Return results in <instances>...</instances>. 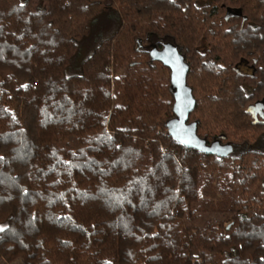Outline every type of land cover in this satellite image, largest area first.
Returning <instances> with one entry per match:
<instances>
[{
	"label": "trees",
	"instance_id": "1",
	"mask_svg": "<svg viewBox=\"0 0 264 264\" xmlns=\"http://www.w3.org/2000/svg\"><path fill=\"white\" fill-rule=\"evenodd\" d=\"M102 14L115 30L76 57ZM165 45L188 66L187 123L229 155L168 135ZM261 104L264 0H0V260L264 264Z\"/></svg>",
	"mask_w": 264,
	"mask_h": 264
},
{
	"label": "water",
	"instance_id": "2",
	"mask_svg": "<svg viewBox=\"0 0 264 264\" xmlns=\"http://www.w3.org/2000/svg\"><path fill=\"white\" fill-rule=\"evenodd\" d=\"M151 56L169 69L170 81L174 88L172 106L174 118L166 124L168 135L184 148L194 149L206 155H229L232 151L230 146L218 143L205 145L196 135L195 124L187 123L189 114L194 109L195 100L191 90L186 86L188 66L182 55L172 45H165L161 50L153 51Z\"/></svg>",
	"mask_w": 264,
	"mask_h": 264
},
{
	"label": "rangeland",
	"instance_id": "3",
	"mask_svg": "<svg viewBox=\"0 0 264 264\" xmlns=\"http://www.w3.org/2000/svg\"><path fill=\"white\" fill-rule=\"evenodd\" d=\"M114 16H115L114 14H112L111 16L102 14L96 17V19L90 26L91 33L87 37L88 39L86 38L85 40H83V42H81L78 50L76 51V57L80 56L82 59L88 57L92 52L93 48L98 44V42L106 38L109 33L115 30L117 26V21ZM142 46L147 51H150V47H148V40H145ZM121 72H124V70H119L118 73ZM199 218L200 219L194 223L197 226H204L208 223L215 222L219 219L218 216L211 214H202L200 215ZM0 264H21V263L18 260L12 263H6L0 260Z\"/></svg>",
	"mask_w": 264,
	"mask_h": 264
},
{
	"label": "flooded vegetation",
	"instance_id": "4",
	"mask_svg": "<svg viewBox=\"0 0 264 264\" xmlns=\"http://www.w3.org/2000/svg\"><path fill=\"white\" fill-rule=\"evenodd\" d=\"M238 69L239 70H241L243 73H249L250 72V66H247V65H244V64H241V65H239L238 66ZM262 109H264V104H261L260 106H259V112H262L263 110ZM262 114H260V116H261Z\"/></svg>",
	"mask_w": 264,
	"mask_h": 264
},
{
	"label": "snow or ice",
	"instance_id": "5",
	"mask_svg": "<svg viewBox=\"0 0 264 264\" xmlns=\"http://www.w3.org/2000/svg\"><path fill=\"white\" fill-rule=\"evenodd\" d=\"M21 6H23V5H21ZM0 159H2V158H0ZM0 231H4V228L3 227H0Z\"/></svg>",
	"mask_w": 264,
	"mask_h": 264
}]
</instances>
